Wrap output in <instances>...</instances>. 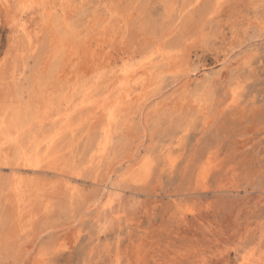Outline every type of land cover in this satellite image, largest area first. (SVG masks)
I'll return each mask as SVG.
<instances>
[{
    "label": "rangeland",
    "instance_id": "374dc122",
    "mask_svg": "<svg viewBox=\"0 0 264 264\" xmlns=\"http://www.w3.org/2000/svg\"><path fill=\"white\" fill-rule=\"evenodd\" d=\"M214 6L0 0V60L9 63L0 88V264H264V0ZM150 59L149 94L164 90L165 107L145 109L144 136L137 116L133 129L111 126L96 106L121 89L113 84L124 63ZM190 70L189 87L172 94ZM197 100L208 107L207 127ZM103 128L110 149L98 168L91 157ZM137 161L152 175L136 174ZM109 162L120 163L110 177ZM105 184L122 192L107 209Z\"/></svg>",
    "mask_w": 264,
    "mask_h": 264
},
{
    "label": "bare ground",
    "instance_id": "6f19581e",
    "mask_svg": "<svg viewBox=\"0 0 264 264\" xmlns=\"http://www.w3.org/2000/svg\"><path fill=\"white\" fill-rule=\"evenodd\" d=\"M230 0H215V6H214V9L213 11H221L224 9L225 5L227 2H229ZM6 2V1H5ZM24 2V1H23ZM25 3V2H24ZM44 5V4H43ZM46 6V5H45ZM73 6V5H72ZM72 11H74V9H72ZM114 13V12H113ZM112 15V14H111ZM89 20V19H88ZM253 23V22H251ZM250 23V24H251ZM24 26V25H23ZM26 32V31H25ZM28 32H26L27 34ZM30 33V32H29ZM32 34V33H30ZM29 35V34H28ZM31 36V35H30ZM34 39V38H33ZM32 40V39H31ZM255 40V39H254ZM30 41V40H29ZM31 42V41H30ZM245 48V47H244ZM235 51V50H234ZM241 51V50H240ZM244 51V50H243ZM228 57V56H227ZM168 59V58H167ZM228 60V59H227ZM0 88L1 86L5 85L8 83V66H9V63H8V58L5 57L3 58L2 60H0ZM154 60H141L140 62H129V63H124L122 68H120V70L117 72L119 74L118 76V80L114 82L113 85H116V84H121V89L119 91H117L116 93H114L112 95V97H107L108 99H106V101H102L101 103H99V105L96 106V108H98L100 110V112H102L103 114L106 113L107 114V119L109 120V122H111L112 124H110L111 126H114V124L118 125L119 123H121L122 125H127L129 127V130L130 129H133V127L135 126L134 125V117L137 116L138 120H139V124L141 125V127L143 128V134L142 136H144V134L146 132L145 131V127H144V124L142 123V117H143V113L145 111V109H148V108H152L153 110H158L160 109L161 107H165L166 105V102L167 100L169 99V96L163 94L164 90L162 91V93H157V95H150L149 94V88L151 87V83H153V81L156 79V74L154 72V65L152 64ZM226 61V58L225 60ZM223 61V62H224ZM167 63H169V61H167ZM171 63V62H170ZM11 64V63H10ZM161 64V63H159ZM165 64V63H164ZM173 64V62H172ZM178 65L177 63H174L173 65ZM170 65V64H169ZM157 66V65H156ZM172 66V65H170ZM169 68V67H168ZM172 71H174V73L176 74V72H178L180 70V68L176 67V69H172L170 68ZM158 70V69H157ZM170 70V71H171ZM185 70V69H184ZM183 70V71H184ZM159 71V70H158ZM168 71V70H167ZM190 71L186 72V74L183 73V75H179L175 81H173L174 83V86H177L182 80H184L183 78L187 77V82L183 83V86H181L180 88H175L174 91H172V94L177 90H181V88H187L189 87V79L191 78V74ZM157 73V72H156ZM162 73V72H161ZM174 74V75H175ZM194 75V74H193ZM12 77V76H11ZM175 77V76H174ZM155 78V79H154ZM213 78V77H212ZM240 81V80H239ZM156 82V81H155ZM161 83V82H160ZM10 84V83H9ZM158 84V83H157ZM191 85V84H190ZM240 85V84H238ZM171 86V85H169ZM118 87V86H117ZM183 89V90H185ZM161 91V90H160ZM188 91V90H187ZM191 92V91H190ZM242 92V91H241ZM110 93V92H109ZM181 93V91H180ZM184 93V92H183ZM185 94V93H184ZM186 95V94H185ZM171 97V95H170ZM174 97V96H173ZM178 97V96H176ZM240 98V95H239V91H238V86L237 88H234L232 93H231V105H235V104H238L239 103V99ZM175 99V98H174ZM180 99V98H178ZM88 100V99H87ZM173 100V99H172ZM182 100V99H181ZM187 101V100H186ZM89 102V101H88ZM175 102V101H174ZM179 102H182V101H178V103L174 104L173 106L174 107H177V106H180ZM191 102V101H190ZM188 101V103H190ZM192 103V102H191ZM195 108H197L199 113H200V117H201V120L203 122V125L205 127H207L210 123H211V116H210V113H209V110H208V107L206 106V104L201 101V100H197L195 102ZM83 104V103H82ZM85 104V103H84ZM169 104V103H168ZM208 104V103H207ZM183 106V105H182ZM187 106V105H186ZM168 107V106H167ZM190 107V106H188ZM192 107V106H191ZM193 107V108H194ZM182 109V108H181ZM176 110V109H175ZM187 110V109H186ZM162 111V110H161ZM146 112V111H145ZM150 112V111H149ZM148 112V113H149ZM197 112V113H198ZM67 115V114H66ZM156 116V115H155ZM136 122V121H135ZM108 123V122H107ZM115 125V126H116ZM134 125V126H133ZM110 127V126H109ZM126 127V126H125ZM126 129V128H124ZM103 131H104V136L105 138H103L105 141L101 144L100 146V149H99V154L97 153V155H93L91 157V163L92 164H96L98 166V168L100 167V162L102 161V159L106 156V154L104 153L105 150L107 148H109L108 144L110 142V130L108 131L107 129H104L103 128ZM133 131V130H131ZM124 132H126L124 130ZM131 133V132H130ZM8 134H9V131H8ZM142 138V137H141ZM11 140V139H10ZM139 140V139H138ZM142 140V139H141ZM144 141V140H143ZM140 143H143V142H140ZM108 146V147H107ZM139 145H137V147L135 148L136 151L139 150ZM110 149V148H109ZM108 149V150H109ZM170 151V150H169ZM95 152V151H93ZM133 152V151H132ZM135 152V151H134ZM171 152V151H170ZM46 154V153H45ZM47 155H49V153L47 152ZM32 156V155H31ZM131 156V155H130ZM129 156V158H130ZM175 156V155H174ZM25 157V155L23 156ZM27 157V156H26ZM25 157V158H26ZM42 157V156H41ZM107 157V156H106ZM146 157V156H145ZM28 158V157H27ZM166 158V157H165ZM30 159V157L28 158V160ZM41 159V158H40ZM109 159V158H108ZM31 160V159H30ZM29 160V161H30ZM178 160V159H177ZM28 161V162H29ZM107 161V160H106ZM26 162V161H25ZM108 162V161H107ZM151 162V161H150ZM170 164L171 166H173L175 163H176V158L174 157H171L170 155ZM39 163V162H38ZM103 163V162H102ZM136 163V162H135ZM27 164V163H26ZM29 165L31 163H28ZM109 162V166H107V174L108 176L110 177V175L112 173L115 172V169L117 167L118 164L120 163H117V164H114ZM131 164V163H130ZM134 164V163H133ZM151 164V163H150ZM33 165V164H32ZM37 165V164H36ZM135 165V164H134ZM40 166V165H39ZM35 167V165H34ZM136 167V166H135ZM37 168V167H36ZM92 168V167H91ZM97 168V169H98ZM150 168V165H149V162H148V165L147 163H145L144 161H137V169L135 170V173L138 174L140 177H145L146 176H149V174L151 173V168ZM171 168V167H169ZM94 169V168H93ZM134 170V169H133ZM149 170H150V173H149ZM208 170V169H207ZM61 172V170L59 171V173ZM138 172V173H137ZM134 173V172H133ZM57 174V173H56ZM61 174V173H60ZM135 176V174H133ZM131 175V176H133ZM136 175L135 178H138ZM152 175V173H151ZM202 175V174H201ZM200 175V176H201ZM107 176V177H108ZM133 176V177H134ZM203 176V175H202ZM15 179V178H14ZM202 179V178H201ZM108 180V179H107ZM20 181V180H19ZM138 181V180H137ZM148 181V180H147ZM153 181V180H152ZM16 182V181H15ZM107 182V181H106ZM105 182V183H106ZM139 182V181H138ZM21 183V182H19ZM68 183V182H67ZM66 183V186H67V189H68V186H70V183L67 184ZM202 183V182H201ZM146 184V183H145ZM200 184V183H199ZM139 185V184H138ZM22 186V184L20 185ZM66 186H63L66 187ZM72 186V185H71ZM70 186V187H71ZM117 186V185H116ZM199 186V185H198ZM75 187H78L76 185H74V189ZM204 187V186H203ZM13 188V187H12ZM62 188V189H63ZM73 188V187H72ZM66 189V190H67ZM71 188H69L70 190ZM104 193L102 194V196H100V201H102L103 199V208L105 207L106 209L107 208H112L113 205L115 203H117V200L119 199V193L121 192L118 187L116 188H111L109 187L108 184H105L104 185ZM76 190V189H75ZM59 191V190H58ZM68 191V190H67ZM72 191V189H71ZM31 192V191H30ZM42 192V191H41ZM40 192V193H41ZM69 192V191H68ZM76 192H79L76 190ZM75 192V193H76ZM37 193V192H36ZM72 193H74L72 191ZM72 193H70L71 195L70 196H73ZM74 193V194H75ZM122 193V192H121ZM34 194V193H33ZM42 194V193H41ZM23 196V195H22ZM38 197L37 195H35V198ZM78 197V196H77ZM79 198V197H78ZM76 198V199H78ZM81 198V197H80ZM33 199V198H32ZM73 199V198H71ZM75 199V200H76ZM120 199H121V195H120ZM99 201V203H100ZM35 202V201H34ZM119 202V201H118ZM102 205V204H101ZM22 206V205H21ZM23 208V207H22ZM113 210V209H112ZM100 213V212H99ZM114 213V212H113ZM118 216V215H117ZM23 219V218H22ZM73 224V223H72ZM32 225V224H31ZM29 227V226H28ZM70 227V226H69ZM31 228V227H30ZM27 230V229H26ZM70 234V233H69ZM34 236V235H33ZM29 244V243H26V245ZM36 245V244H34ZM26 248H28V246H26ZM32 248L31 246H29L28 250H31L32 252ZM26 252V251H25ZM30 253V251H28ZM28 254V253H27ZM26 257V256H25ZM24 259V258H23ZM47 261V260H46ZM45 261V262H46Z\"/></svg>",
    "mask_w": 264,
    "mask_h": 264
}]
</instances>
